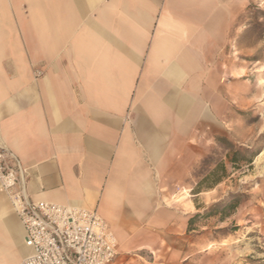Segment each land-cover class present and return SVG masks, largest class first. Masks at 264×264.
<instances>
[{
    "label": "crops",
    "instance_id": "obj_1",
    "mask_svg": "<svg viewBox=\"0 0 264 264\" xmlns=\"http://www.w3.org/2000/svg\"><path fill=\"white\" fill-rule=\"evenodd\" d=\"M247 3L0 0V149L18 189L96 209L112 264H168L197 209L175 198L222 135L221 68ZM24 236L0 190V264L30 254Z\"/></svg>",
    "mask_w": 264,
    "mask_h": 264
},
{
    "label": "rangeland",
    "instance_id": "obj_2",
    "mask_svg": "<svg viewBox=\"0 0 264 264\" xmlns=\"http://www.w3.org/2000/svg\"><path fill=\"white\" fill-rule=\"evenodd\" d=\"M225 58L222 135L196 168L193 186L175 198L195 197L197 209L174 233L168 264H264V0H248ZM235 152L237 169L229 162ZM220 162L224 176L215 171Z\"/></svg>",
    "mask_w": 264,
    "mask_h": 264
},
{
    "label": "built area",
    "instance_id": "obj_3",
    "mask_svg": "<svg viewBox=\"0 0 264 264\" xmlns=\"http://www.w3.org/2000/svg\"><path fill=\"white\" fill-rule=\"evenodd\" d=\"M12 154L0 149V190L9 195L31 250L19 264H112L118 240L96 209L46 200L31 201L18 189L22 169L10 165ZM17 161V160H16Z\"/></svg>",
    "mask_w": 264,
    "mask_h": 264
},
{
    "label": "trees",
    "instance_id": "obj_4",
    "mask_svg": "<svg viewBox=\"0 0 264 264\" xmlns=\"http://www.w3.org/2000/svg\"><path fill=\"white\" fill-rule=\"evenodd\" d=\"M239 155V152H235V153H233L232 154V156L230 157V159H229V162H230V164H231V166L233 167V168H235V169H237V168H239V160H238V156ZM252 159L250 158L249 160H248V163L250 164V163H252ZM219 170H221L222 172H223V176L226 174V163L225 162H220L219 163V165H218V167L215 169V171L217 172V171H219ZM219 179V178H218ZM217 179V180H218Z\"/></svg>",
    "mask_w": 264,
    "mask_h": 264
}]
</instances>
